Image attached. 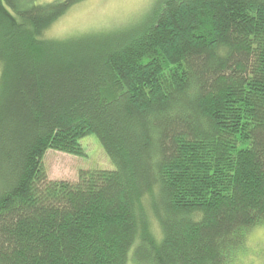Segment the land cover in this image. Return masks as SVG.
Listing matches in <instances>:
<instances>
[{"label": "trees", "instance_id": "1", "mask_svg": "<svg viewBox=\"0 0 264 264\" xmlns=\"http://www.w3.org/2000/svg\"><path fill=\"white\" fill-rule=\"evenodd\" d=\"M81 1L0 0V264H230L264 225V0L47 39ZM89 134L116 168L50 179Z\"/></svg>", "mask_w": 264, "mask_h": 264}, {"label": "rangeland", "instance_id": "2", "mask_svg": "<svg viewBox=\"0 0 264 264\" xmlns=\"http://www.w3.org/2000/svg\"><path fill=\"white\" fill-rule=\"evenodd\" d=\"M52 1L39 0V3ZM163 4L164 0H84L56 20L45 31V37L58 43L72 42L76 45L118 38L143 26ZM81 145L85 152L83 155L54 149L47 151L43 167L50 179L74 182L82 170L116 168L96 134L83 137ZM151 220L154 228H157L158 221L152 215ZM236 258L230 264H264V225L250 230L246 244L237 249Z\"/></svg>", "mask_w": 264, "mask_h": 264}]
</instances>
